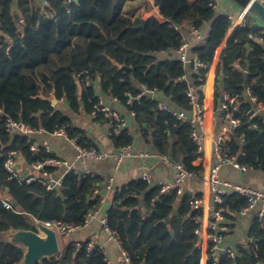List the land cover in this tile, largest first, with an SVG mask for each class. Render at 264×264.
<instances>
[{"label":"trees","instance_id":"16d2710c","mask_svg":"<svg viewBox=\"0 0 264 264\" xmlns=\"http://www.w3.org/2000/svg\"><path fill=\"white\" fill-rule=\"evenodd\" d=\"M32 1L18 0L20 14H16L12 0H0V188L12 195L15 207V211L5 209L0 201V232L31 229V218L81 224L88 212L98 207L99 200L92 199L101 181L98 175L82 177L69 172L62 190L49 191L39 181L27 183L21 173L12 177L4 168V154L12 149L29 164L54 155L43 152L35 157L30 150L32 140L6 131V115L48 132L64 126L82 146L95 148L85 143L83 131L71 117L52 105V98L64 99L75 113L92 112L98 102L96 82L83 85L77 79L85 71L94 81L99 79L100 88L117 97L127 112H134L133 121L146 144L182 162L189 172L196 173L193 177L202 179L203 169L193 164L202 154L192 139V124L161 111L158 101L135 97L140 93L138 85L145 84L158 88L174 109L190 113L188 84L179 77L188 74L195 86L203 83L199 77H205L232 26L229 16L217 13L209 0H155L163 21L151 17L141 27L142 19L132 20L124 14L126 0H49L43 9L33 6ZM187 26L209 27L204 42L191 49L207 65L198 72L194 63L185 68L172 54L159 56L175 52ZM238 60L241 69L235 67ZM246 87L264 104V27L249 12L221 55L217 97L222 92L243 94ZM130 96L133 100L127 103ZM242 106V125L232 136L233 154L249 170L264 172V111L256 120L258 126L252 128L247 112L250 106ZM101 116L106 119L103 112L94 118ZM242 135L245 143L240 141ZM109 138L115 149L134 141L127 128ZM201 195L162 193L158 186L133 179L114 190L108 225L118 234L132 264H200V240L190 200ZM245 205V199L237 194L225 197L230 217ZM250 237L256 242L249 250L238 247L234 259L222 258L220 264H264V222L255 218ZM89 243L68 239L58 257L41 264H106L103 249L93 244L94 248L87 250ZM22 256L20 246L0 244V264H18Z\"/></svg>","mask_w":264,"mask_h":264},{"label":"built area","instance_id":"2783aa9c","mask_svg":"<svg viewBox=\"0 0 264 264\" xmlns=\"http://www.w3.org/2000/svg\"><path fill=\"white\" fill-rule=\"evenodd\" d=\"M264 3V0H258ZM49 0H42L43 6H48ZM209 5L216 10V1L209 0ZM247 13V11H246ZM189 32L193 35L196 40V44H202L207 38L208 34L205 35L202 29L196 27H190ZM250 37H253L250 35ZM196 46V45H195ZM192 44L186 39L182 32V41L179 47L175 50L177 58L183 63L184 67L191 66L194 63V71L198 72L200 69H204L207 65L198 59L197 54L191 53ZM240 67L239 63L236 64ZM205 77H199L198 81L204 83ZM77 79L83 85L95 84L90 73L85 71L84 73L77 76ZM180 81H187L188 90L187 97L189 105L191 106L190 113L184 110H178L170 107L163 101H158V107L161 111H167L171 113L173 117L178 120H188L192 126L191 136L193 141L196 143L198 152L203 153L205 145V126H206V114L204 108L203 83L195 86L194 81L191 80L188 74L179 77ZM140 93L135 97L136 99L145 96L151 101H156V95L160 94L158 88H150L145 84L139 86ZM201 91V93H200ZM246 95L249 100L256 106L254 110H250L249 118L252 120L250 127L256 128L258 126L257 119L261 111L264 109V104L260 99L253 94L250 87H247ZM243 94H224V102L220 105L216 113L219 114L221 120L224 121V125L220 134L215 138L212 146V160L213 163L210 168L203 172L202 185L209 191L211 196V205L209 206V218L207 223L201 221L202 211L204 208V201L202 197H197L190 200V209L195 213L194 221L197 224L195 233L198 235L201 242L206 239V252L208 264H220L222 258L234 259L236 257V251L224 244L225 237L229 231L227 220L228 206H225V197L230 194H237L244 198L246 205L242 207L237 214L246 215L249 212L255 211V217L257 220L264 222V191L258 190L251 186L233 183L230 181H224L220 177V172L225 165H233L242 171L247 173L249 171L246 165H241L237 155L233 154V148L231 146L232 136L235 131L241 127L242 118L241 113L244 112L241 107V101ZM98 102L94 105L91 117H94L100 112L105 113L110 120L109 135L118 134L122 129L127 128L128 119L115 107H112L106 103L102 96H97ZM55 99V98H54ZM112 99L115 103H120L117 97ZM133 100V96L129 97L127 103ZM64 99L52 103L53 106L57 107L56 102H64ZM132 116H135L134 112H131ZM5 129L11 135H21L27 137L28 140H32L30 150L35 157H39L43 152L51 154L50 143L45 140L42 143L34 141L36 136L47 134L52 137L63 138L72 142L75 148V161L89 159V160H105L107 158H113L116 170L119 169L126 158L132 157L135 153L132 145H126L120 147L117 151L110 153L105 150H99L97 148H85L77 142V137L71 138L66 130V127H58L52 132H48L43 128H32L22 121H17L10 116H5ZM241 143H245V136H241ZM142 157L148 156V153H141ZM4 168L12 177L22 176L18 171V163L22 160V155L17 150H9L4 154ZM162 162L174 170V178L171 181L162 180L157 186L160 188L162 193H168L175 191L177 195L181 196L185 191L186 182L190 177L196 175V173L189 172L182 162H175L168 156L161 158ZM54 168V170H50ZM73 172L78 176L85 177L86 175L95 176L91 170H78L74 168V163L70 162L65 157L54 156L49 157L46 160H36L30 164L29 172L25 173L23 177L27 183L33 181H39L49 191H60L63 189V183L65 176ZM146 181L148 184L151 183L150 173L144 169L140 178ZM104 187L101 189L98 185L93 191V199L99 200V205L95 210L88 212L85 221L81 224H69L62 221H46L43 222L48 227H53L57 234L60 236H70L72 233L79 231L80 229L87 227L92 221L99 218L100 211L109 207V200L112 197L114 190L116 189V177L112 176L105 180ZM0 201L5 209L15 211L14 200L12 195L4 188H0ZM103 226V232L106 233L110 238L114 239L120 246L121 254L123 257L124 264H132L127 252L123 249L118 234L111 230L108 225L107 215L101 218ZM205 228V229H204ZM79 243H77L78 245ZM94 248L91 243L87 246V250ZM105 254V253H104ZM106 264H111L110 260L105 254Z\"/></svg>","mask_w":264,"mask_h":264},{"label":"crops","instance_id":"0c3cea01","mask_svg":"<svg viewBox=\"0 0 264 264\" xmlns=\"http://www.w3.org/2000/svg\"><path fill=\"white\" fill-rule=\"evenodd\" d=\"M12 1V11L16 14H20L18 0ZM72 1L74 0H66V3H71ZM215 1L217 6L216 12L219 14L223 13L228 15L229 18L232 20V26L230 27L223 43L216 49L214 59L207 68L208 71L205 74L203 83L202 97L204 98V108L206 114V138L204 151L203 153H201L202 155L193 162V164L197 167H201L204 173L210 168L213 163L212 146L215 138L220 134L224 125V121L220 119L219 114L216 113V111L224 102V94L228 93L222 92L221 95L217 97V68L223 50L227 47V41L234 34L237 27L242 26L244 24L245 14L247 11L245 9L240 8L231 0ZM154 3L155 0H126L123 7V12L132 20L140 18L146 21L151 17H155L159 21H163V17L160 14L159 7L156 6ZM32 4L33 6L35 5L42 9L47 7L42 5V0H33ZM256 23L260 26H264L260 21L256 20ZM189 28L190 27L187 26L186 31H183V33L186 39L192 44V47H194L195 45H197L196 40L191 34V32H189ZM202 31L205 35H207L209 32V27L202 29ZM0 36H2L1 32ZM259 41L262 42L263 40L259 39ZM170 54L174 55L175 58H177L176 53L174 51L173 53L165 52L160 54L159 56L168 57V55ZM237 63H239L240 67L236 66ZM235 67H237L238 69L242 68L239 60L235 63ZM95 81L96 85L94 86V89L96 91V96H102L105 99L106 103L118 109L128 119L127 129L134 136V141L131 145L135 154L132 157L126 158L123 161L121 167L116 170L114 159L111 157L99 161L89 159L75 161V148L72 142L69 140L58 137H52L47 134H42L36 136L34 141L39 144L47 140L51 146V154H54V156L67 158L70 162L74 163L75 169L91 170L95 175L100 176L101 181L98 185L101 189H103L105 185V180L112 176L116 177V189L117 187L121 186L124 183H127L130 180H139L142 176L144 169H146L151 175V183H149L151 186H157V184L162 180H173L175 174L174 170L166 166L161 160L163 156L170 157V155L159 154L154 150L151 144H146L141 136L139 127L137 126V128L135 126V123L133 121L134 116H132L131 112H127L126 109H124V107L121 105V103H115L112 99V95L105 93L100 88L101 86H99V79H95ZM245 90L242 95L243 100L240 103L241 107L243 108V103H248V105L250 106L249 111L254 110L256 106L249 100ZM221 97H223L222 102ZM156 98V101H163L169 105V103L165 100L161 92L160 94L156 95ZM58 103L60 104H57V108L61 109L66 115L70 116L76 127L80 128L83 131L85 143L99 150H105L110 153H113L119 149H115L110 141V120L106 114V119H103L102 116L96 119L94 117H91L90 114H86L84 112H73L67 101ZM263 111L264 109L261 111V113H263ZM141 153H148V156L142 157L140 155ZM29 167L30 164L27 163L26 159L22 156V160L18 163V170H20L21 174L24 175L25 173L29 172ZM220 177L224 181L243 184L264 191V172L260 170H249L247 173H242L241 170L234 167L233 165H225L220 172ZM185 191L186 193L202 194L201 197L204 201V208L202 211L201 221L205 225L209 218L208 208L212 204V201L209 191L202 185L201 177L200 179L196 177H190L186 182ZM111 198L109 200V203H107L109 204V207H106L104 210L100 211L98 219H95L87 227H84L79 231L72 233L70 236L63 237L66 238V241L68 239L76 241L89 240V244H98V246L103 249L111 264H124L119 244L114 239H109L110 237L103 232V226L101 223V218L105 217L108 214V211L111 207ZM183 214L186 215L187 212L184 211ZM255 218V211L249 212L246 215L237 214V212L233 213L232 217H230V215H227L228 221L226 222L229 226V231L225 237L224 244L234 249L235 251L238 250V247H246L247 249L248 246L250 247L251 243L254 244L252 242L253 238L250 237V231ZM206 245L207 241L206 239H204L200 245V264H208Z\"/></svg>","mask_w":264,"mask_h":264},{"label":"water","instance_id":"95a60500","mask_svg":"<svg viewBox=\"0 0 264 264\" xmlns=\"http://www.w3.org/2000/svg\"><path fill=\"white\" fill-rule=\"evenodd\" d=\"M78 2V0H74ZM242 9H247L255 20L264 25V3L258 0H231ZM145 24L142 20L141 27ZM179 27L178 24H176ZM264 27V26H263ZM223 97H221V102ZM55 102V99H52ZM1 116V115H0ZM2 154H0V158ZM16 204V203H15ZM174 235V234H173ZM255 243L256 239H252ZM8 243L20 246L23 256L18 264H38L46 259L58 257L61 254L59 235L53 227L46 226L42 221L31 218V229H14L0 232V244ZM250 247H247L249 250Z\"/></svg>","mask_w":264,"mask_h":264},{"label":"rangeland","instance_id":"374dc122","mask_svg":"<svg viewBox=\"0 0 264 264\" xmlns=\"http://www.w3.org/2000/svg\"><path fill=\"white\" fill-rule=\"evenodd\" d=\"M96 82V81H95ZM79 84V83H78ZM80 85V84H79ZM44 86H42V88H43ZM58 102H56V104H57ZM60 103H58V105H59ZM19 172H20V170H18ZM21 173V172H20ZM59 241H60V243H61V246H64V244H65V242H66V238L65 237H63V236H59Z\"/></svg>","mask_w":264,"mask_h":264},{"label":"bare ground","instance_id":"6f19581e","mask_svg":"<svg viewBox=\"0 0 264 264\" xmlns=\"http://www.w3.org/2000/svg\"><path fill=\"white\" fill-rule=\"evenodd\" d=\"M247 10V9H246Z\"/></svg>","mask_w":264,"mask_h":264}]
</instances>
